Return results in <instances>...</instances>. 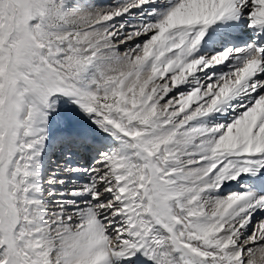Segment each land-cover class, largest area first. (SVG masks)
I'll use <instances>...</instances> for the list:
<instances>
[{
    "label": "snow or ice",
    "instance_id": "obj_1",
    "mask_svg": "<svg viewBox=\"0 0 264 264\" xmlns=\"http://www.w3.org/2000/svg\"><path fill=\"white\" fill-rule=\"evenodd\" d=\"M0 264H264V0H0Z\"/></svg>",
    "mask_w": 264,
    "mask_h": 264
}]
</instances>
